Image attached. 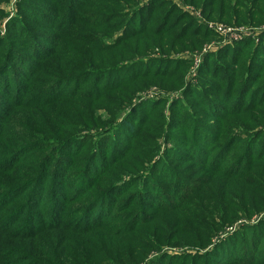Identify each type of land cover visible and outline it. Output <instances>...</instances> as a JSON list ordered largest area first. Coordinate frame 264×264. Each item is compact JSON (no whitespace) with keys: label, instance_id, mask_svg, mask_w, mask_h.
<instances>
[{"label":"rangeland","instance_id":"obj_1","mask_svg":"<svg viewBox=\"0 0 264 264\" xmlns=\"http://www.w3.org/2000/svg\"><path fill=\"white\" fill-rule=\"evenodd\" d=\"M79 1L0 0V106L8 121L0 162L10 151L33 146L17 166L0 165V190L31 169L52 171L57 155L39 163L65 149V138L84 152L59 153L65 165L72 161L70 169L107 167L97 188L133 180L117 189L108 223L88 233L68 221L33 235L7 236L4 242L14 248L5 257L21 264L31 256L85 264L70 253L69 245H81L98 264H106L107 250L113 264H259L264 0ZM66 19L67 27L61 22ZM30 65H39L43 82L51 80L42 84L51 89L42 98L51 100H14L3 90L28 84ZM39 86L34 82L33 88ZM223 145L230 152L218 164L229 168L211 165V152ZM143 189L155 199L147 200ZM82 197L71 203L72 213L90 198ZM165 200L170 205L163 206ZM155 202L160 205L152 207ZM108 207L97 209V221ZM133 211L146 218L122 232L137 216ZM248 246L250 255L243 250ZM244 258L253 263L231 262Z\"/></svg>","mask_w":264,"mask_h":264},{"label":"trees","instance_id":"obj_2","mask_svg":"<svg viewBox=\"0 0 264 264\" xmlns=\"http://www.w3.org/2000/svg\"><path fill=\"white\" fill-rule=\"evenodd\" d=\"M77 0H71L70 6H73V4ZM84 0H80L79 2L83 4ZM68 23V19L65 21H61L62 24L65 23V25ZM67 27V25H66ZM68 28H70L68 26ZM12 52V51H11ZM37 56V55H36ZM7 58H11L10 55H7ZM253 65V64H252ZM9 65L7 64V68ZM263 68V67H262ZM262 68L258 70H262ZM40 69L39 65H30V71L31 73L29 76L27 75L28 84H21L22 87H17L15 90H8L3 89L5 92L9 94L14 100H20L22 97L28 99L29 103L36 102V101H43L42 99L51 100V98L48 96L47 98H42L46 93H50L51 89L45 90L42 89V84L44 83H51V80H43L40 79L39 74H37V71ZM257 70V71H258ZM256 71V72H257ZM29 73V71H28ZM261 76V75H260ZM36 77V78H35ZM9 82V80H8ZM34 82L41 84L39 86L40 88H33ZM54 97V96H53ZM211 104L213 102L211 101ZM5 114H7V111L5 110L4 106H0V136H2L4 133L3 131H6L8 121L7 118L3 119L5 117ZM27 129V130H26ZM26 131H29L30 128L27 126L25 128ZM36 137V136H35ZM81 138L78 139L79 142L83 143L85 140V136H79ZM90 139V137L88 136ZM236 138H239L238 136ZM37 139V137H36ZM57 139V138H56ZM66 139V138H65ZM62 139L61 145H66V148L59 150H54V153L46 155V157L42 158V161L39 163L40 166H43L44 164L50 162L51 158H54L57 155V164L53 166L52 171H45L43 169H40L36 171L35 169L29 170L27 173H25V179L22 181H19L17 183L7 182L4 184V186H7L6 188L0 190V264H21L20 262H9L10 260L5 256L11 255V249L14 248L11 244L4 242V239L7 236H28L33 235L38 232H41L46 229H50L52 226H66L68 224V221H71V223L77 228V230L84 231V233L90 232V228L94 227H100L103 224L108 223L110 220L114 218V214L111 213L113 209L115 208V203L117 196L120 194L117 193V189H119L121 186H125L124 189H126L129 186V183L133 180L130 179L128 181H121L117 180L112 186H108L107 188H97L96 187V181L99 179V177L105 173L107 170V167H104V169H97L93 172H89V170L85 168H81V170H74L70 169L72 165V161H67L65 165V160L63 158H60L59 155L60 152L66 151V155H76L79 154V156L84 155V152L82 151V147H79V144L76 149H72L71 143L73 142L72 139L67 138V140ZM213 143V141H211ZM211 143V144H212ZM33 146L31 144L26 145L22 147L21 149L10 151L8 155L4 154L3 160L0 162V165L4 166V169H11L12 167L17 166L20 161H17L20 155L26 153L30 149H32ZM232 149L233 146H231ZM262 150H264V145L262 146ZM228 148V145H223L220 148L219 152L212 153L211 152V165H216L217 168L219 167H227L225 164H218V160L222 158V156L226 155V159L228 157V153H226V149ZM231 149V150H232ZM98 150H93V152L98 153ZM246 152V151H245ZM244 152V153H245ZM263 151H260L261 154ZM94 155L97 157V154ZM243 153V158L244 154ZM74 157V156H73ZM50 158V159H49ZM15 159V160H14ZM225 161V160H224ZM102 162L104 165L105 158H102ZM54 163V162H53ZM218 164V165H217ZM103 167V166H102ZM181 181L178 180L176 182V185L180 188L181 187ZM146 185V184H145ZM186 187V186H184ZM183 187V188H184ZM94 189V193L90 192L91 189ZM187 188V187H186ZM150 189V188H148ZM147 189V190H148ZM154 190V189H153ZM150 191V190H148ZM155 191V190H154ZM179 190H177L176 193H178ZM156 193V191H155ZM159 194V193H156ZM142 195L147 200H154V194H151L150 192L145 191L143 189ZM85 198L86 196H90L88 200H86L83 203H79L76 205V210L78 213H72L74 208L71 206V203H74L76 199L79 197ZM105 199H109V201H105ZM168 199V198H166ZM165 202L167 204H163V206L170 205L166 200ZM109 204V214L105 218H101V220L97 221L96 217V211L99 208H103L106 210L107 206ZM152 207L160 205V203L155 202V204H150ZM145 206V205H144ZM134 212V211H133ZM71 213V214H70ZM135 215H137L135 218L133 217L132 220H128L127 223L123 226V231H128L132 228H135L141 220H144L145 218L141 219L140 216L142 213L134 212ZM144 214V213H143ZM70 216V219H69ZM118 217L117 215H115ZM127 226V227H125ZM88 229V230H87ZM262 241L259 245H257L256 248L262 247ZM230 250H233V246L229 244ZM69 248H71L72 254L81 257L83 261H85V264H98V260L96 256L92 254V252H87L88 249L79 245V246H71L69 245ZM226 250H228L227 247H225ZM235 249V248H234ZM253 246L251 247H245L243 248L244 252L248 255L253 252ZM102 252L106 251L105 249L101 250ZM110 250H107L104 254V260L106 264H113L115 261L111 258V254L109 253ZM50 255L51 252L49 253ZM38 257V256H37ZM92 257L94 259L92 260ZM262 257V256H260ZM40 258V257H39ZM33 258L31 256L26 261L23 262V264H57L55 259H50L52 261L43 259V258ZM65 259H69V256ZM159 258H155L154 260H158ZM246 258L244 260H234L231 262H238V263H253L251 261H246ZM253 259V258H250ZM263 260L259 261V264H264V255ZM174 259L170 260L173 261ZM46 261V262H45ZM60 264H73L72 262L62 260H57ZM83 261V262H84ZM254 261V260H252ZM77 261L76 263H78ZM224 264H231L229 262H225Z\"/></svg>","mask_w":264,"mask_h":264}]
</instances>
